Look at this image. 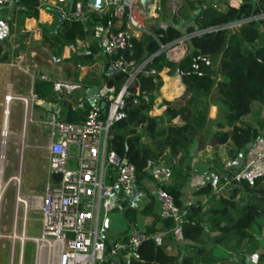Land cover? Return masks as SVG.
Wrapping results in <instances>:
<instances>
[{"label": "trees", "instance_id": "obj_1", "mask_svg": "<svg viewBox=\"0 0 264 264\" xmlns=\"http://www.w3.org/2000/svg\"><path fill=\"white\" fill-rule=\"evenodd\" d=\"M11 1L10 29L14 23L19 26L25 18H39L40 0ZM184 1V11L174 14L171 24L153 26L149 34L133 38L132 56L140 62L153 55L145 67L154 72L137 73L129 85L124 98L125 115L111 124L107 149L134 165L133 184L145 192L147 200L139 210L124 199L120 200L126 228L110 241L105 237L104 258L97 264H200L196 256L209 254L212 250L207 249L208 244L225 243L233 238L236 244L247 240L253 245L264 230V173L251 178L241 174L245 168V154L264 138V116L241 122V117L250 112L253 101L264 102V31L261 30L264 16H259L264 14V0H230L223 9L212 0ZM186 11H197L193 24L185 28L186 33H192L189 51L173 62L166 51L158 52L160 43L170 42L183 34L178 25L188 18ZM234 21L242 23L231 26ZM96 22L104 28L109 24L112 28L125 26L123 20H116L109 13L98 16L94 12H84L82 18L64 19L55 32L54 24L49 29L42 26V42L51 50L62 52L66 45L81 39L92 52L98 51L95 40L89 43L84 40L95 31ZM118 55L107 56L102 73L104 85L113 94L121 89L128 75L120 70L105 74ZM6 58L0 45V60ZM77 65L73 61L64 69L72 74ZM164 69L170 74L177 73L184 88L179 96L163 100L164 108L155 115L152 113L153 98L149 102L143 100L140 91H159L163 85L160 72ZM73 73L78 80V69ZM54 86L52 80L36 78L33 85L36 99L55 102L60 94L55 92ZM76 105L77 97L74 96L72 102L67 103L64 122H81L93 106L85 98L84 109ZM211 105L218 108L215 118L209 117ZM194 143L203 144L201 148L196 147L197 150L206 144L231 143L233 148L229 152H234L233 156L241 152L243 160L230 166L210 164L205 172H214L215 181L208 178L193 188L190 195L194 198L186 202L182 189L190 182L192 173L198 172L193 162ZM164 161L170 163L171 183L158 180L152 173V168ZM109 171L114 170L110 167ZM54 179L57 180V176ZM145 179L155 182V191L146 186ZM109 182L115 183L113 174ZM159 188L170 193L175 204L185 211L178 223L171 217H162L160 207L158 211L156 191ZM219 188L228 190L229 195L225 196ZM138 214L151 217L143 228L139 225ZM131 228L144 232L146 239L140 245V257L126 259L123 249L112 250L117 243L127 240ZM172 229H178L181 239L188 242L184 250L192 248L193 253L182 254L178 247L175 251L157 239L160 233L168 239ZM171 242L176 244L172 239ZM258 257L263 261L264 253ZM221 258L220 261L226 260L223 259L226 257ZM239 259L247 264L245 255H239Z\"/></svg>", "mask_w": 264, "mask_h": 264}, {"label": "built area", "instance_id": "obj_2", "mask_svg": "<svg viewBox=\"0 0 264 264\" xmlns=\"http://www.w3.org/2000/svg\"><path fill=\"white\" fill-rule=\"evenodd\" d=\"M144 1L104 0V5L96 8L89 0H75L70 15L66 17L79 19L84 12H94L98 16L109 13L116 20H123V27L112 28L110 24L105 27L103 51L108 55L119 54L113 60L112 67L116 71L128 72V75L116 94L107 95L106 109L93 105L81 122L59 121L54 119L53 114L50 115L49 122L56 131V136L50 137L46 147L51 179L43 195H33L31 198L42 212L41 240L50 246L56 243L57 264H97L103 260L108 205L115 190L130 192L133 187L134 165L108 150L107 139L111 124L125 115L124 98L137 73L147 75L154 72L145 67L153 55L140 62H136L132 56L133 38L138 39L149 32V21L154 11L151 6L153 0ZM11 5V0H0V12ZM259 16L263 17L264 14ZM240 23L242 21H234L230 25ZM191 34L185 33L170 42L160 43L158 52L175 53L179 57L180 49L184 50L182 47ZM156 94V90L140 91L142 99L148 102ZM32 97H36L35 94ZM9 98V95L5 96V100ZM133 101L136 102L137 98ZM81 106V103L76 105ZM4 130H1L3 139L7 136L3 135ZM254 163L264 166V150L255 152L249 164ZM110 167L116 171L114 184L108 181ZM54 176H57V180ZM156 194L161 216L171 217L178 223L185 211L175 204L172 195L166 190L159 188ZM145 239L144 232L131 228L127 240L117 243L112 251L123 249L126 257L139 258V248Z\"/></svg>", "mask_w": 264, "mask_h": 264}, {"label": "crops", "instance_id": "obj_3", "mask_svg": "<svg viewBox=\"0 0 264 264\" xmlns=\"http://www.w3.org/2000/svg\"><path fill=\"white\" fill-rule=\"evenodd\" d=\"M212 1L214 3H218L223 9L225 8L226 3L230 0ZM56 8L66 13L68 4L65 1L60 0H40L39 18H25L24 22L19 26L14 23L12 29H10L8 26L11 6L4 7L0 12V45L2 46L4 54L7 56L5 60H0V135L2 128L4 129L5 127L6 130H8V132L14 136V138L19 139L22 137L24 146L21 147V154L28 144H34L37 147L39 142L46 141L48 143V140L51 136H56L55 127L49 122L50 115L53 114L55 120L64 121L66 106L68 102H72V97H77V104H82V106L78 108L84 109V98L89 100L92 105H100L102 100H104L106 103V97L109 93V88H107L103 83L102 75L104 67L106 66L107 56H109L103 51V45L106 41L105 28L101 26L100 22H96L94 24V27L96 28L95 31H91V33L88 34L84 39L85 42L87 41L86 43L95 40L98 43V51L95 50V52H92V50L88 48L87 44H83L81 39H77L76 42L72 43L71 45H66L62 52H59L55 48L51 50V48L47 47L42 42L41 27L45 26V28L49 29V27L54 24V32L57 31L58 26L62 22H58V15L54 12V9ZM64 19L67 18L65 17ZM185 33L186 32L184 31L183 34ZM141 37L142 35L137 38L139 39ZM189 38H187L188 41L186 40V44L188 46L184 47L185 51L180 49L179 57L176 56L175 53H167L168 59L173 62L179 61L186 54V52L189 51ZM73 61H76L78 65L73 67V70L71 69L72 71L70 70L72 73L70 74L66 71V69H64V66L68 65L69 63H73ZM112 64L113 61H111V64L108 65V69L105 74L115 71L112 67ZM76 69H78V80L74 79L73 71ZM169 74L170 73H168L167 69H164L160 72L163 85L153 98L152 113L155 115H159L164 108L162 103L163 100H172L173 98L179 96L183 91L184 87L182 86L177 73L171 74L172 78L175 79L178 84L174 91L172 89L164 88V82L167 80V76ZM36 78L48 79L55 82L54 90L57 94H60L57 96V100L55 102L39 101L36 99V97H32V95H34L33 85ZM82 79H84L85 82H82ZM90 89L94 90L89 92ZM6 95L10 96V98L7 100H5ZM6 110L7 112H5ZM217 113V106L211 105L209 117L215 118ZM248 116L249 119L244 121L243 118ZM263 116L264 102L253 101L250 106V112L244 115V117L242 116L243 118L241 117V122H251L254 118ZM42 128H46V130L49 132V135L47 134L46 137L42 136ZM197 146V143L193 144V162L198 172L192 173L190 182L182 189L184 191L186 202L190 201L191 198H194L193 195H190L193 188H197L198 186L202 185L208 178L215 181L214 172H205L211 163L207 158L208 156L205 154L202 155L203 149L204 151L206 149L212 150L214 151L213 154H215L217 151L224 161L225 153H222L221 150L227 147V153L230 154V160L229 162L224 161L225 166H230L231 164L241 162V160H243L241 152H236L234 156V152H229L233 148L231 143L219 144L217 146L206 144L200 150H197ZM18 147L17 150L19 149ZM259 150H264V138L256 142V144L249 149L247 154H245V168L241 172L243 176L251 178L255 174L264 173L263 165L255 163L249 164L252 156L256 151ZM73 151H75V149H73ZM32 158L34 159L33 155ZM169 165V162L165 165L162 163L155 165L152 168V173L165 171L166 173L162 172L164 175L160 177L157 175L156 178L158 180L171 183L172 178L170 176ZM202 165L205 167L203 168ZM15 166L16 167L11 169L12 171L20 168V162ZM46 171L48 176L47 183H49L51 177L49 174L48 165ZM111 174H113V177L115 178L116 171L114 170L112 173L109 171L108 181ZM198 178H200L199 182L195 180ZM146 186L149 188L148 185ZM220 186L222 187V185ZM35 187V185L30 184L27 189L35 190ZM142 193L145 192L136 184H133L130 192H124L122 189H117L114 191L113 198L108 205V210L105 217V237L107 239L108 236L110 238L109 240L114 239L126 228H124V223H126V220L121 211L120 200L124 199L128 205L139 210L143 207L144 202L147 200L146 194L144 195V200L140 208L131 203L129 196H134L135 194L141 196ZM205 200L206 198L203 197V201ZM210 203L214 204L212 201H210ZM114 210L123 216L120 217L118 214H113L110 217L109 213ZM137 217L139 225L142 228L146 222L151 220V217L143 216L141 214H138ZM185 243L188 244L187 241H185ZM207 249H211L212 251H210V253L205 257L199 255L196 257L199 260H207L212 264L218 263L220 259H222L221 257H229L228 259H230L231 257L236 256L237 253L240 254V251L245 254L246 258L253 257L255 253H257L259 256L261 253H264V230L258 236L256 242L253 245H250L247 240H242L240 243L236 244L233 238H229L225 240V243H210L207 245ZM183 251L181 253L186 254L183 253ZM185 252L193 253L192 248L186 249ZM124 257L126 259L129 258L125 255ZM226 264L234 263L226 262Z\"/></svg>", "mask_w": 264, "mask_h": 264}, {"label": "rangeland", "instance_id": "obj_4", "mask_svg": "<svg viewBox=\"0 0 264 264\" xmlns=\"http://www.w3.org/2000/svg\"><path fill=\"white\" fill-rule=\"evenodd\" d=\"M145 2H148V0H145ZM151 3L154 11H152L153 15L149 21V31L153 26L165 27L171 24L174 14H180V12L184 11L185 6L184 0H153ZM195 12L186 11V14L189 15L188 18L178 25L182 32L185 31L187 25L193 24ZM261 30L264 31V27H261ZM147 34H149L148 31L142 34V36ZM187 41L184 43L183 48L188 46L186 44ZM177 85V81L172 78L171 74H169L167 80L164 82V88L172 89L174 91ZM243 119L246 121L249 119V116ZM41 131L42 136L46 137L47 134L49 135L46 128H42ZM2 140L3 137L0 135V155L2 153L4 154V158H0V169L2 167L1 183L4 186L0 197V264H57L58 258L56 250L53 252L50 244L46 241H42L40 238L42 236V212L39 207L34 205L31 198L33 195H43L45 192V186L48 179L46 173L48 165V152L46 149L47 142H39V145L37 146L38 148L34 144H28L21 154V147L24 146L22 137L16 139L8 132L4 144L2 143ZM202 146L203 144L197 147L201 148ZM17 147L19 148L18 150ZM227 151V147L221 150L222 153H225V162H229L230 160V154L227 153ZM213 152L214 151L212 150L206 149L204 151L203 149L202 155L205 154L208 156L207 158L211 164L225 166V163L218 152L216 151L215 154H213ZM32 155L34 159L32 158ZM19 162L20 168L12 171L11 169L16 167L15 165ZM167 163L168 162L165 161L162 162L163 165ZM202 167L204 168L205 166L202 165ZM162 172L166 173L165 171ZM162 172L153 174L160 177L164 175ZM17 179L19 181H17ZM195 180L199 182L200 178ZM144 181L151 190H156V184L154 181L149 179H145ZM30 184L36 186L35 190L27 189ZM220 190L225 196L229 195L228 190L225 191L223 188ZM18 195L29 197L30 203L28 208L17 202ZM144 195L145 193H142L141 196L137 194L134 196L130 195L131 203L140 208L144 200ZM116 212L117 211L115 210L111 211L109 213L110 217L113 214H118L120 217L123 216ZM124 224L125 228L126 223ZM172 232L169 233L170 237L168 236V239L165 238L166 235L164 236L163 233L158 234L157 239L163 244L168 245L167 247L174 248L175 251L176 247H178L179 251L182 252L185 248L184 246L187 244L180 238L181 235L178 229H172ZM21 237H23V241L20 240ZM108 239H110L109 236ZM171 239L174 240L176 244H173ZM185 251L186 250H184L183 253H187ZM239 255L245 254L240 251V254L238 253L236 256L231 257L228 261L227 258H223L226 260L219 261L218 263L226 264V262H233L234 264H242ZM198 261L200 264H212L207 260L203 261L198 259ZM244 262L247 264H264V259L263 261H260L258 259V254L255 253L254 256L250 258H246L245 256Z\"/></svg>", "mask_w": 264, "mask_h": 264}, {"label": "water", "instance_id": "obj_5", "mask_svg": "<svg viewBox=\"0 0 264 264\" xmlns=\"http://www.w3.org/2000/svg\"><path fill=\"white\" fill-rule=\"evenodd\" d=\"M60 1H65V2L68 4V9H67V12H66V13L62 12V11H61L60 9H58V8L54 9V12L58 15V22H59V23L62 22V20H63L65 17H67V16L70 15L71 10H72V7H73V3H74L75 0H60ZM89 2H90L93 6H95L96 8H101V7L104 5V0H89ZM92 90H94V89H90L89 92L92 91ZM96 104H97V103H96ZM104 104H105V101L102 100V101L100 102V105L103 107Z\"/></svg>", "mask_w": 264, "mask_h": 264}, {"label": "bare ground", "instance_id": "obj_6", "mask_svg": "<svg viewBox=\"0 0 264 264\" xmlns=\"http://www.w3.org/2000/svg\"><path fill=\"white\" fill-rule=\"evenodd\" d=\"M5 112H7V110L5 111ZM4 134L3 135H7V130H6V128L4 127ZM5 137H4V139L2 140V143L4 144L5 143ZM0 158H4V154L2 153L1 155H0ZM1 173H2V167H1V169H0V197H1V193H2V191H3V189H4V186L2 185V181H1ZM17 181H19L18 179H17ZM17 202L18 203H21L24 207H26V208H28V206H29V203H30V199L29 198H26V197H22L21 195H18V198H17ZM16 222V221H15ZM21 241H23V237H21V239H20ZM52 246H54V247H52ZM51 247H52V250L54 249L55 250V248H56V243H52L51 244ZM13 253V252H12Z\"/></svg>", "mask_w": 264, "mask_h": 264}, {"label": "clouds", "instance_id": "obj_7", "mask_svg": "<svg viewBox=\"0 0 264 264\" xmlns=\"http://www.w3.org/2000/svg\"><path fill=\"white\" fill-rule=\"evenodd\" d=\"M152 0H150V1H148V2H151ZM145 2V1H144ZM151 31H149V33H150ZM116 71V70H115ZM109 94V93H108ZM106 106V103H105V105L103 106V107H105ZM102 107V106H101Z\"/></svg>", "mask_w": 264, "mask_h": 264}]
</instances>
